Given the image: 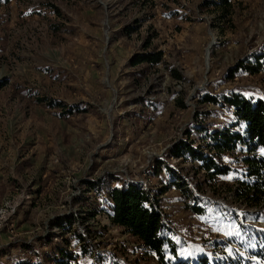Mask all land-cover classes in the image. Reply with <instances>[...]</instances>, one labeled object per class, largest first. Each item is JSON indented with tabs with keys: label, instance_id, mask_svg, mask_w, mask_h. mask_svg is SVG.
<instances>
[{
	"label": "rangeland",
	"instance_id": "374dc122",
	"mask_svg": "<svg viewBox=\"0 0 264 264\" xmlns=\"http://www.w3.org/2000/svg\"><path fill=\"white\" fill-rule=\"evenodd\" d=\"M260 49L264 0H0V264L46 262L58 246L71 264H162L109 219L122 184L158 202L177 247L167 264H264V200L237 192L250 182L241 149L215 180L172 155L213 154L197 124L244 133L202 98L264 101V72L227 78ZM159 52L158 65L132 64Z\"/></svg>",
	"mask_w": 264,
	"mask_h": 264
},
{
	"label": "trees",
	"instance_id": "16d2710c",
	"mask_svg": "<svg viewBox=\"0 0 264 264\" xmlns=\"http://www.w3.org/2000/svg\"><path fill=\"white\" fill-rule=\"evenodd\" d=\"M228 1L224 0V3L228 4ZM162 61L160 52L144 53L136 55L132 59V64L137 66L147 63L154 66ZM173 71L177 78H181L178 72ZM262 72H264V49L254 51L248 57L238 61L228 70L227 78L232 80L241 75L256 76ZM5 85L0 84V90ZM202 102L233 111L238 122L244 124V133L235 131L234 126L224 128L205 123L197 124L213 154L198 153L192 146L183 147L180 144L172 149V155L175 157L189 155L194 160L200 161L202 166L199 167V171H205L206 177L211 176L215 180L216 177L227 176L233 171L229 165L222 164V160L227 156H235L238 149H241L240 162L245 167V173L250 182H245L237 192L245 199L258 204L264 200V155L260 154V151L264 150V101L258 96H246L233 89L217 95L208 94L202 98ZM181 105L183 106L182 103ZM49 106L62 108V114L80 113V110L77 111L76 108L69 109L57 102ZM108 193L110 198L107 201L106 212L114 225L137 238L143 251L149 256H156L162 264H167L166 248H169L174 257H178L176 245L164 236L162 213L157 209V201L155 202L148 193L134 184H122L109 188ZM190 209L197 214L202 213L196 207ZM84 248L88 251V247ZM52 250V252L44 253V259H48L47 263L58 260V264H71V261L76 260L75 254L69 252L67 247L58 246ZM46 262L38 257L37 262L29 260L16 264H46Z\"/></svg>",
	"mask_w": 264,
	"mask_h": 264
}]
</instances>
